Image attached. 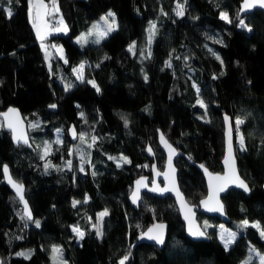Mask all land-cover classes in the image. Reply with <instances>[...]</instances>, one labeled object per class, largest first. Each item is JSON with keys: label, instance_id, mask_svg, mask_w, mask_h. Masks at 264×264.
Returning <instances> with one entry per match:
<instances>
[{"label": "trees", "instance_id": "1", "mask_svg": "<svg viewBox=\"0 0 264 264\" xmlns=\"http://www.w3.org/2000/svg\"><path fill=\"white\" fill-rule=\"evenodd\" d=\"M27 1L0 0V111L10 105L20 109L33 146L13 145L0 127V264H53V244L60 245L65 259L57 264H119L124 256L125 264H257L248 258L249 245L264 251V237L251 224L238 225L256 221L264 229V12L254 9L238 18L240 0H56L70 31L51 37L63 45L65 57L54 55L48 64ZM178 3L185 7L183 17L175 14ZM5 9L12 11L11 18ZM108 9L117 19L113 32L85 47L73 40ZM221 11L232 23L220 19ZM239 19L247 27H237ZM149 21L156 24L150 45ZM81 61L85 82L73 72ZM64 79L72 82L68 91ZM87 80H94L100 92ZM223 112L232 117L238 169L251 189L245 194L232 188L222 196L230 218L226 224L239 233L227 251L217 236V217L198 212L209 239L193 240L185 235L171 196L144 192L138 209L128 201L135 178L150 175L153 161L163 167L158 129L192 160L221 171ZM235 118L244 121L239 127L245 151L237 146ZM70 123L78 132L74 142L67 135ZM57 133L62 143H55ZM93 136L97 139L89 148ZM46 141L51 149L42 159ZM121 156L131 163H122ZM4 163L28 177L31 222L22 219L21 204L3 181ZM46 163L53 167L45 171ZM175 164L186 199L197 203L206 193L202 173L183 156ZM74 200L81 202L75 208ZM105 210L103 235L97 237L93 225ZM155 220L168 223L164 246L134 244ZM73 225L85 233L83 239ZM29 250L28 259L16 255Z\"/></svg>", "mask_w": 264, "mask_h": 264}, {"label": "snow or ice", "instance_id": "2", "mask_svg": "<svg viewBox=\"0 0 264 264\" xmlns=\"http://www.w3.org/2000/svg\"><path fill=\"white\" fill-rule=\"evenodd\" d=\"M254 4H258L259 7L264 8V0H253V3H249V0H244L242 7H241V12L251 9ZM6 11V15L8 16V18H11V16L13 15L12 11L10 9H5ZM33 13H35V15H33ZM53 13L58 14L59 13V7L56 3V0H51V5L45 4L44 0H29V18L32 21V26L33 28L36 30V35L37 38L41 41H43L46 36L48 35V33L50 31H57V32H67V26L64 25L63 22V18L61 17L58 21H57V26L54 28H50L49 24L46 22L45 18L52 15ZM175 14L178 17H183L185 15V7L183 4L178 3L176 6V10H175ZM220 19L225 21L226 23H232V21L229 18V14L225 11H221L220 12ZM101 20L104 21V24L106 25L105 28L101 29L98 25H93V29H90L88 33H82L80 35V37L77 38V43H80L81 46H83L84 44L88 43V37L92 36L94 33L96 35V39L94 41V43H100V40L105 38L109 33L113 32L116 29V17H115V13H113L111 10H109V12L105 15L101 17ZM237 27L240 28H245L247 27L245 24V21L243 19H239V23L237 25ZM155 30H156V24L154 21H149V27L146 30L148 32V43L149 45L152 42V39L155 35ZM249 31H251V29H248ZM220 43H222V41H219ZM55 47V46H53ZM41 48L45 50V58H48V53H47V49L45 47V45L43 43H41ZM135 48V42H133L132 45L129 46V51L132 52L134 51ZM61 52V58H63L62 55V49L59 50ZM150 55V53H149ZM147 58V57H146ZM218 60L220 59L219 56L216 57ZM177 59H179V57H177ZM187 59V58H185ZM67 62V61H65ZM221 63H223V61H221ZM166 67H172L171 63L169 61L165 62ZM97 67H99V65H97ZM84 71H85V62L81 61L80 64L73 68V72L76 74V78L77 80H80L81 82H85V76H84ZM216 77H213V79H215ZM145 80H147V76L145 75ZM87 83L91 84L92 87H94L96 89L97 92H100V88L98 87V85L95 83L94 80H87ZM73 85L71 83H66L65 84V91H68ZM195 87V85H193ZM197 92H199V89H197ZM200 106L202 108H207V106L204 104L203 101L198 100L197 101ZM50 108H55L56 105L52 104L49 105ZM77 107H79L77 105ZM10 114H12L13 116L18 117V113L16 111V109L13 108H9L7 113H4V117L5 120L7 121V127H9L12 132H13V140L15 142H23V143H28V140L26 138V136L24 135L23 131L19 129V120L18 119H9ZM81 117H83V112L80 113ZM207 115V112H205V116ZM124 119V124L125 127L128 126V120L126 117H122ZM229 120V118L227 116H225V122L227 123ZM207 122V121H205ZM244 121L240 118L236 119V136H237V141L239 143V150L240 151H245V139L243 137V135L240 133V125L243 124ZM3 125H0V127H2ZM30 127H33L35 125H29ZM60 130L58 129L57 132H59ZM72 134L73 137L76 138V132L75 129H72ZM228 149H227V155L225 156L224 159V164L226 166V172L223 176H213L212 174L208 173L209 176V188H210V194H209V198L206 201H202V203L205 204L206 207H208L209 211H223V206L219 203V200L216 199V195L218 192H222L224 191L229 184H234L236 187H239L241 189H243L244 192H250L251 189L249 188V186L244 182V180L240 179V177L237 175L236 173V168H235V158L233 156V144H232V135H231V129H229L228 132ZM79 139L83 142L84 141V134L81 133L79 135ZM97 137L93 136L92 137V144H89L88 147L91 148L93 146V144L96 142ZM161 142L169 149V157H168V168L170 170V172L174 173L175 169L172 167V157L176 154L175 149H173L171 147V145H169L167 143V141L164 138V135L161 133L160 136ZM55 143H62V141L58 138ZM51 149V145L49 144V142H45L44 143V156H42L41 158L44 159V157H46L49 154V151ZM148 152L151 154L152 153V149L149 147ZM109 159H115L114 157H109ZM81 161H82V165L84 162V155H81ZM120 161L124 164L127 163H131L130 160H128L127 157L121 156L120 157ZM81 165L80 170L84 171L83 166ZM67 166L69 167V169H71L72 166V162L68 161L67 162ZM117 166L120 167L121 163L118 162ZM49 167H53L50 163H46L45 164V171L48 170ZM144 167H147V165H144ZM201 167H203V165H201ZM154 168V166H153ZM155 170V169H154ZM3 172L5 177L8 179L9 183L12 184V186L15 188L17 195L19 196L20 200L23 202L24 204V213L22 216V219H26L28 221L33 220L31 211L28 208V204L27 201L24 200V195H23V185L18 184L16 182H14L11 179V176L9 175V170H8V166L4 165L3 166ZM205 172L207 173V169H205ZM93 175H96L95 172L92 173ZM157 175H159V173H157ZM165 179H169V174L165 173ZM145 178H141L140 180L136 181V185L137 188L136 190H134L132 192V202L136 203L139 199H140V188L141 187H147V185L144 182ZM214 182H216L214 184ZM153 183V187L151 189H149L150 191L153 192H157L159 191L160 193L169 191L171 189L169 188H163L160 189L155 185V181L152 182ZM172 185L173 188L175 187V183H174V178L172 179ZM177 196L179 197L180 194L177 191ZM87 196L85 197L84 203H87ZM182 199V198H181ZM210 202H214L215 206L210 207L209 204ZM79 203H81L80 201H76L74 200L72 202V206L75 208ZM186 205H184L182 203V208H185ZM191 212V209H187V212L185 214V219H189L190 225H191V221L189 218L188 213ZM108 215L107 210L99 213L97 215V222L93 225V227L96 230V235L97 237H100L103 235L101 228H100V223L103 220V217ZM36 224V227H40V222L34 221ZM249 225V221L248 220H243L240 222V224L238 225L239 228H247ZM251 227H256L261 231V236L264 237V229H260V226L258 223H252ZM163 229H164V225L163 224H158V225H154L153 228H150L148 230L147 233H145V235L147 236V238L149 240H154L157 244H163L164 243V234H163ZM72 230L74 233H76L77 237L79 239H83L85 233L83 231L80 230V228L78 226H73ZM189 232L191 235L193 236H203L205 233L199 230H193L190 226L189 228ZM237 237V233L235 231H228L226 233V235H222L221 236V241L224 244V248L225 251H227L229 249V246L236 240ZM17 239H19V237H17ZM251 251H255V249H251ZM52 253H53V264H57V259L58 257L61 255V249L57 246H53L52 248ZM16 255L18 256H23L25 259H28L31 256V251H27V252H20L17 253ZM128 260V256H124L120 261L119 264H125V262ZM261 260V264H264V256L260 257ZM243 264H248L247 261L243 262Z\"/></svg>", "mask_w": 264, "mask_h": 264}, {"label": "water", "instance_id": "3", "mask_svg": "<svg viewBox=\"0 0 264 264\" xmlns=\"http://www.w3.org/2000/svg\"><path fill=\"white\" fill-rule=\"evenodd\" d=\"M243 2H244V0H240L239 1V9H238V13H237V17L238 18H241V17L253 12L254 9H260V10H262L264 12V8L259 7L258 4H254V6L251 9H248V10H245V11L241 12V7H242ZM249 3H253V0H249ZM49 105H52V104H49ZM49 105H48V109L49 110H52V111L56 110V107L55 108H50ZM9 108L16 109V111L18 113V117L13 116L12 114H10L9 119H18L19 120V122H20L19 123V129L23 131L24 135L26 136V138L28 140V143H23L22 141L18 143V142H15L13 140V132H12V130L9 127H7V121L5 120V117L3 115L4 113L8 112ZM225 116H227L229 118L227 123L225 122ZM0 119H1V122H2V125H3L2 126L3 129L9 132L10 138H11V142H12L13 145H15V146L24 145V146L28 147L29 149L33 150V146H32V143L30 141V136H29V133H28L27 121L25 120V118L23 117L20 109L17 106L10 105V106L6 107L4 110H1L0 111ZM222 121H223V132H222V135H223V155H222V158H221V161H220L221 162V167H222L221 171H212L204 163L196 162V161L192 160L185 152L179 150L166 137V135L160 129H158L157 130V143L159 145V148L161 149V151L164 153V156H165L163 167L159 168L157 166L156 162L153 161L152 164H151V167H150V175H142V176H139V177H137V178H135L133 180L131 192L128 195V201H129L131 207L133 209H138L139 204H140V202L142 200V195H143L144 192L149 193V194L154 195V196H157V197H165L167 195L171 196L173 198L174 202H175V205H176V208H177L178 213L180 215V218H181V220H182V222L184 224L185 235L187 237L193 239V240H208L209 239L207 233L205 232L204 228L200 224V221L198 219V212H201V213H203L204 215H207V216H215L220 221H223V222H229L230 218L225 212L222 196H224L232 188L240 190V191H242L245 194H249V192H244L243 189H241L239 187H236L234 184H229L228 187L224 191L218 192L217 195H216V199H218L219 203L223 206V211L222 212L221 211H209L208 207H206L205 204L202 203V201L208 200L209 194H210L208 173L212 174L213 176H217V175L223 176L225 174L226 170H227L226 166L224 164V159H225V156L227 155V149H228V135L227 134L229 132V129H231V135H232L233 156L235 158L236 173L240 177V179L244 180V182L248 185L247 181L242 177V175L240 174L239 169H238L236 150H235V134H234L232 117L230 116V114H228L226 112H223L222 113ZM72 129H75V132L77 134L76 138L73 137V134H72V131H71ZM161 133L164 135V138L167 141V143L169 145H171V147L173 149H175V152H176V154L172 157V167L175 169L174 173L170 172V170L168 168L169 149L161 142V139H160ZM67 135H68V137H69V139L71 141L74 142V141L77 140L78 132H77V130H76V128H75L73 123H70V125L68 126ZM149 147H150V145H146V148H145L146 154L148 156H150V157H153L154 156V151H153L152 147H150L152 149V153L150 154L148 152V150H147ZM177 156L185 157V159L189 163L195 165L199 169V171L202 173V176H203V179H204V182H205L206 193H205V195L203 197H201L199 199V201L197 203H190L186 199V197H185V195H184V193H183V191H182V189L180 187V184H179V181H178V167L175 164V158ZM4 165L8 166L9 175L11 176V179L14 182H16V183L23 185L24 200L27 201L28 208L31 211V214H32V217H33V220H34L33 212L31 210V207H30V205L28 203V200L26 198V195H25L26 188H27L26 183L24 181L18 180L13 175L12 170H11V168H10L8 163H4L2 165L3 181L7 185L9 190L18 198V200H19V202L21 204L23 213H24V204L20 200L19 196L17 195L15 188L12 186V184L9 183L8 179L5 177L4 172H3V166ZM201 165H203V167H201ZM153 166H154V168H153ZM205 169H207V173L205 172ZM157 173H159V175H157ZM165 173L169 174V179H167V180L165 179ZM141 178H145L144 182L147 185V187H141L140 188V190H139L140 191V199L136 203H133L132 199H131L132 192L134 190H136V188H137L136 181L140 180ZM173 178H174V183H175V187L174 188H173V185H172V179ZM153 181H155V185L158 188H160V189L169 188L171 190L163 192V193H160L159 191H157V192L150 191L149 189H151L153 187V183H152ZM215 183L216 182H214V184ZM177 191L180 194L179 197L177 196ZM182 203L184 205H186L185 208H182ZM209 206L210 207L215 206L214 202H210ZM187 209H191V212L188 213L190 221H191V225H190L189 219H185V214L187 212ZM33 220H31V221H33ZM158 224H163L164 225V229H163L164 243L163 244H157L154 240H149L147 238V236L145 235V233H147L150 228H153L154 225H158ZM190 226H191V228L193 230H199V231L204 232L205 234L203 236H193V235H191L190 232H189ZM167 234H168V223L166 221H164V220H155V221L151 222L150 224H148L145 227V229L139 234V236H138V238H137V240H136V242L134 244L145 242V243L153 244L157 248L160 249V248H162L164 246V244L166 242Z\"/></svg>", "mask_w": 264, "mask_h": 264}, {"label": "rangeland", "instance_id": "4", "mask_svg": "<svg viewBox=\"0 0 264 264\" xmlns=\"http://www.w3.org/2000/svg\"><path fill=\"white\" fill-rule=\"evenodd\" d=\"M44 2H45V4L51 5V0H44ZM56 3H57V1H56ZM57 5H58V3H57ZM58 7H59V6H58ZM27 10H28V18H29V0L27 1ZM109 10H111L113 13H115L112 9H108V10H107L106 12H104L100 17L95 18V19L90 23L89 27H88L86 30L81 31V32H79L76 36H74V37H73V40L77 43V38L80 37V35H81L82 33H85V34H86V33L89 32L90 29H93V25H98L101 29L105 28L106 25L104 24V21L101 20V17H102V16H105V15L109 12ZM33 15H35V13H33ZM61 17L63 18L64 25L67 26V32L50 31V32L48 33V35L46 36V38H45L43 41H41V40H39V39L37 38L36 30L33 28V30H34V32H35V35H36V38L38 39L40 45H41V43H43V44L45 45L46 49H47L48 58H47V59L45 58V59H46V62H47L48 64H50V62H51V58H52L54 55H57V56H60V57H61V52L59 51L60 49H62V55H63V58L65 57V52H64V47H63V45H62L60 42L55 41V40L52 39L51 37H52L53 35H67V34L69 33V31H70V28H69V25H68V23L66 22V20H65V18H64V16H63V14L60 12V9H59V13H58V14L53 13L52 15H50V16H48V17L45 18L46 22L49 24V27H50V28H54V27L51 26V20H52V19L59 20ZM115 17H116V15H115ZM29 20H30V18H29ZM30 22H31V24H32V21H31V20H30ZM116 25H117V19H116ZM32 27H33V26H32ZM116 27H117V26H116ZM95 39H96V35H95V33H94L92 36H89V37H88V43L84 44L82 47L89 46L90 44H97V43H94ZM103 39H104V38H103ZM103 39H101L100 42H101ZM78 44L81 46L80 43H78ZM53 46H55V47H53ZM43 51H44V55H45V50L43 49ZM66 83H72V82H71V81H67V80L64 79V84H66ZM236 119H237V118L234 119L235 124H236ZM0 122H1V121H0ZM1 123H2V122H1ZM27 124H28V123H27ZM60 137H61V134H60V133H57V139H58V138L60 139ZM236 139H237V137H236ZM237 146H238V148H239V143H238V141H237ZM13 174H14V176H15L17 179H19V180H23V181L26 183V185H29V180H28V177H27V176H21V175H20L19 173H17L16 171H13ZM252 223H257V222H256V221H253V222H250V221H249V224H252ZM73 226H77V225H73ZM73 226H72V227H73ZM80 230H81V229H80ZM81 231H82V230H81ZM228 231H235V232L237 233V237H238V235H239L238 231H236L235 229H233L232 227H230L229 225H227L226 222H223V221L218 222V224H217V236H218V238L220 239V241H221V236H222V235H226V233H227ZM237 237H236V238H237ZM221 242H222V241H221ZM222 244H223V243H222ZM223 245H224V244H223ZM53 246H57V247L60 248V245H59V244H53V245H52V248H53ZM251 249H255V251L253 252V251H251ZM20 252H23V251H20ZM20 252H19V253H20ZM51 253H52V252H51ZM52 256H53V253H52ZM261 256H264V251H261V250H259L258 248H256L254 245L250 244V245H249V257H248V258H254V259L257 261V264H261V260H260V257H261ZM57 260H60V261H62V262H65V259L63 258L62 253H61V255L58 257Z\"/></svg>", "mask_w": 264, "mask_h": 264}, {"label": "built area", "instance_id": "5", "mask_svg": "<svg viewBox=\"0 0 264 264\" xmlns=\"http://www.w3.org/2000/svg\"><path fill=\"white\" fill-rule=\"evenodd\" d=\"M57 21H58V20H56V19H52V20H51V26H52V27H56V26H57Z\"/></svg>", "mask_w": 264, "mask_h": 264}]
</instances>
